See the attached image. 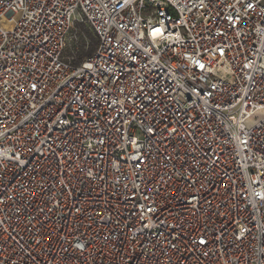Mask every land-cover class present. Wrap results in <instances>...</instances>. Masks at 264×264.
Instances as JSON below:
<instances>
[{"label": "built area", "instance_id": "obj_1", "mask_svg": "<svg viewBox=\"0 0 264 264\" xmlns=\"http://www.w3.org/2000/svg\"><path fill=\"white\" fill-rule=\"evenodd\" d=\"M0 264H264V0H0Z\"/></svg>", "mask_w": 264, "mask_h": 264}, {"label": "rangeland", "instance_id": "obj_2", "mask_svg": "<svg viewBox=\"0 0 264 264\" xmlns=\"http://www.w3.org/2000/svg\"><path fill=\"white\" fill-rule=\"evenodd\" d=\"M95 44L93 33L82 23L76 24L73 29L63 55L65 58L71 59L73 63L89 51Z\"/></svg>", "mask_w": 264, "mask_h": 264}, {"label": "trees", "instance_id": "obj_3", "mask_svg": "<svg viewBox=\"0 0 264 264\" xmlns=\"http://www.w3.org/2000/svg\"><path fill=\"white\" fill-rule=\"evenodd\" d=\"M96 47H97V41H96V39H95V44H94V46L92 47L91 51H89L88 53H86L85 55H83V57L79 58V59L76 61V64H79V63L82 61V59H83L84 57H86L87 55H90L92 52H94L95 49H96Z\"/></svg>", "mask_w": 264, "mask_h": 264}]
</instances>
